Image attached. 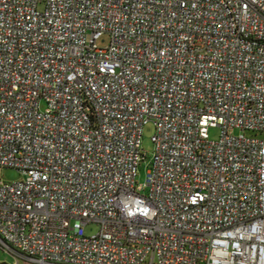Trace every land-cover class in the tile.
Masks as SVG:
<instances>
[{"label":"built area","instance_id":"2783aa9c","mask_svg":"<svg viewBox=\"0 0 264 264\" xmlns=\"http://www.w3.org/2000/svg\"><path fill=\"white\" fill-rule=\"evenodd\" d=\"M5 167L17 264H264V0H0Z\"/></svg>","mask_w":264,"mask_h":264},{"label":"rangeland","instance_id":"374dc122","mask_svg":"<svg viewBox=\"0 0 264 264\" xmlns=\"http://www.w3.org/2000/svg\"><path fill=\"white\" fill-rule=\"evenodd\" d=\"M110 42V35L104 34L98 41L101 47H105ZM155 125L153 122L147 123L143 129V138H142V149L143 153L146 155V158L141 161L138 169L137 183L143 184L147 179V173L149 170L150 160L154 150V143L152 137L155 133ZM235 133H240L237 129ZM210 138L213 140H218L222 135V129L219 126L210 128ZM1 180L4 182H14L22 179L23 174L14 168L5 167L0 173ZM141 193L147 194L148 189H140ZM100 226L97 222H90L85 225L84 230L87 235L95 234L99 231ZM0 264H17V258L15 255L9 253L0 247ZM20 264H27L24 261H20Z\"/></svg>","mask_w":264,"mask_h":264}]
</instances>
